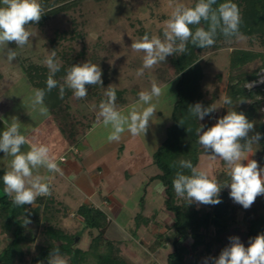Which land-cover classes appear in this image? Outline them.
Here are the masks:
<instances>
[{"label": "trees", "instance_id": "1", "mask_svg": "<svg viewBox=\"0 0 264 264\" xmlns=\"http://www.w3.org/2000/svg\"><path fill=\"white\" fill-rule=\"evenodd\" d=\"M196 2L197 0H194L191 6H194ZM223 2L224 0H217V4ZM232 2L236 3L240 9L242 35L251 39L257 38L259 44L264 47V0H232ZM40 3L43 5L45 14L37 23L38 25L44 24L60 12L68 11L76 2L40 0ZM199 26L207 28V24L203 21ZM192 27L194 31L197 26ZM57 32L59 38L68 33L66 27H62ZM224 41L228 40L218 34L213 47L220 48ZM187 47V53L170 55L168 66L157 68L158 80L163 82L170 75L177 74L175 80L177 97L172 110V124L167 127L165 139L152 154V164L158 171L144 184L145 189L150 181L158 180L164 186L165 209L173 214V223L169 226L172 237H169L166 232L156 233L153 243L147 247L138 242L140 233L129 235L122 240L111 237L106 233L110 218L103 210L89 203H82L76 210V214L82 218L84 224L80 234L64 226L63 220L68 215L69 208L53 193L50 196L38 197L36 204L33 205H14L11 198L4 192L2 176L7 170L0 169V264H48L49 254L57 248L66 257L68 264H161L152 256L150 248L168 244L172 245V249L167 254L165 264H187L189 255L196 254L199 247L195 241L190 245L184 242L188 235L202 237L204 247L199 255L204 256L212 253L213 246L219 242L223 233L239 220L244 223L249 239L264 233V200L259 199L260 196L249 209H244L231 199L230 188L224 187L219 195L221 203L204 205L205 207L200 208L195 202L189 203L186 198L178 197L174 192L172 181L176 172L181 171L178 162L189 160L198 167L200 156L205 153L198 143L196 128L203 125V130H207L214 126L210 119L211 114L205 116L203 120H198L188 111L189 107L196 103L208 107L213 104L214 99H205L201 89L203 68L195 60V54L203 49L193 46L190 42ZM69 63L70 61L66 63L68 66L62 64L60 71L56 73L54 78L58 81V85L61 83L59 77H65L67 69L72 66V63ZM254 63L258 65L251 68ZM263 69L264 51L232 49L225 93V97L231 98L232 104H223L220 114L222 118L228 111L234 110L237 113H244L246 118L254 124L249 137L256 133L260 134L259 141L253 144V147H258L261 161H264V81L260 87L247 88L246 85L255 81L259 71ZM24 73L35 88L46 89V80L49 75L47 66L31 62L24 67ZM98 86L92 87L96 89ZM67 94L65 92L61 99L58 86L51 92H46L44 102L64 135L75 143L78 136L83 134L91 124L84 125L80 120L84 117L80 118L69 113ZM116 94V105L119 108L126 99L121 91L116 90ZM97 120V116L92 119L93 122ZM243 142L242 140L241 143ZM221 164L226 166L222 160ZM173 165L176 166L173 167ZM182 171L188 174L187 169ZM214 176L221 186L230 182L227 170H221ZM25 218L30 221L27 225L24 224ZM154 218L153 216L145 217L139 213L134 224L135 231L146 228ZM83 231L88 233L87 247H81L79 241H76L77 236L81 239ZM129 257L138 261L132 262ZM196 262L195 259L192 264Z\"/></svg>", "mask_w": 264, "mask_h": 264}, {"label": "clouds", "instance_id": "2", "mask_svg": "<svg viewBox=\"0 0 264 264\" xmlns=\"http://www.w3.org/2000/svg\"><path fill=\"white\" fill-rule=\"evenodd\" d=\"M169 7L172 10L168 19L163 22V39L145 33L139 39L132 40L130 49L144 53L142 67L136 72L138 77L144 75L145 69L154 68L170 55L187 53L189 42L204 49L215 44L218 34L228 41L243 38L240 32V9L232 0H224L219 4L217 0H197L194 6L170 0ZM44 14L40 0H0V49L6 52L9 63L17 58L16 48H24L35 36L27 26L37 24ZM202 21L207 24V28L199 26ZM192 26H197L194 31ZM10 42L15 43V49L8 47ZM43 63L49 70L46 89H32L28 97V106L42 117L50 116L44 103L46 92L59 86V95L63 99L67 87L72 90L76 99H84L88 95L86 85L103 84L99 64L87 61L70 66L63 84L58 85L54 77L60 71L62 61L57 58L56 51H51ZM104 95L106 99L98 106L97 118L107 130L108 142H118L125 132L132 136L146 134L149 122L158 111L164 89L152 79L150 90L140 91L138 99L126 109L117 107L116 89L112 85L108 86ZM223 103L231 105L232 100L225 97ZM216 109L214 104L204 107L201 103H196L188 111L196 119L203 120ZM4 123L5 130L0 134V152L5 157H11L8 170L2 176L4 192L16 206L33 205L38 197L52 194L50 183L47 182L51 177L39 174L40 170L60 175L64 174L63 170L50 145L29 140L22 133L21 124L16 118ZM253 129L254 124L245 114L234 110L228 111L227 115L219 118L206 131H203V125L196 128L198 143L204 152H212V155H207L209 159L224 162L230 182L221 186L208 171L194 166L189 160H180L178 166L181 171L176 172L172 181L175 194L186 198L189 203L217 205L221 203V189L228 187L231 199L244 209H249L258 196L264 195V168L257 161L249 159L254 154L253 144H257L260 139L259 133L249 137V132ZM24 145H28L26 152L21 150ZM244 161L247 163H243ZM183 169H187L188 174ZM28 223L30 221L25 218L24 224ZM229 240L230 245L221 251L218 258H206L204 264H208L209 259L213 264H264V233L250 238L248 247L241 243L239 237H229ZM48 264H68V261L57 248L49 254Z\"/></svg>", "mask_w": 264, "mask_h": 264}, {"label": "rangeland", "instance_id": "3", "mask_svg": "<svg viewBox=\"0 0 264 264\" xmlns=\"http://www.w3.org/2000/svg\"><path fill=\"white\" fill-rule=\"evenodd\" d=\"M74 1L76 3L72 5L73 7L71 9L52 16L44 24L28 25V29L34 32L35 36L30 39L29 44L24 48H16L14 42L8 44L9 48H16L18 61L20 60L21 62H16L15 59L9 63L6 58V52L0 49V75L3 76L7 68L23 70L31 62L46 66L43 61L53 50L56 51L57 58L62 61V64L67 66L68 64L66 63L69 61L72 65L82 64L87 61L93 64H99L103 73L102 81L106 82H103L96 89L92 85H86L88 90L86 98L81 100L76 99L73 96L72 90L65 87V92L68 93L66 101H68L70 106V112H68L73 116L84 117V119L79 118L84 125L93 123L92 119L94 116H97L99 104L106 99L104 93L109 85H112L117 91H121L123 97L126 99V102L120 105L119 108H121L137 100L140 91L150 90L151 81L155 79L158 85L164 89V95L160 98L158 111L155 113V118L149 124L146 134L152 136L148 138V140L150 139L148 142L150 147L152 145L156 146L160 142L162 143L163 138L166 137V127L172 124L173 121L172 110L177 97L175 89L177 74L170 75L164 82L158 80L157 68H165L168 66L169 61L167 57L164 62L156 65L154 68L145 69L144 75L138 77L136 72L142 67L144 53L133 52L130 46L133 42L132 40L139 39L145 33H148L150 36L157 35L163 39V22L168 19L172 10L169 7L170 0H63L64 3ZM193 1L179 0L180 3L189 6H191ZM62 27H66L68 33L59 38L57 31L62 29ZM242 36V39L233 38L231 41H224L220 48H214L212 46L210 48H204L195 54V60L203 68V74L200 80L203 97L205 99H214L213 104L217 107L220 114L223 109V101L228 85L229 59L232 49L244 48L264 51V47L259 44L257 38L251 39L247 36ZM257 65V63H254L251 68ZM63 78L59 77L61 80L60 84H63ZM263 81L264 69L260 70L258 78L255 81L249 82L246 87H260ZM13 101L15 102L14 96L9 97L7 95L3 103L9 106V102L14 103ZM7 109L10 110L9 107ZM1 114H4V117L8 118L7 113L1 112ZM4 130L5 127L0 126V134ZM203 131H206V129ZM107 134V130L102 124H99L95 129H91V132L87 136L91 140L94 138L92 141L96 142L97 140L99 147L107 144L120 145L125 141L124 139L127 136H130V133L125 132L120 141L108 142L106 138ZM145 135L141 136L147 140V136L145 137ZM98 138H102L101 141ZM21 150L23 151V149ZM253 151L254 154H251L249 159L257 161L258 165L264 168V161L259 160L258 147L254 146ZM1 154L3 152H0V161L6 158L11 159V157H5V154ZM207 155H212V152L209 151L201 154L198 168L208 171L212 176L221 170L228 171L227 167L221 164V160H211ZM243 163L246 164L247 161ZM157 171V167L152 165L148 170L140 172L138 176H145L146 174H152ZM136 180L139 182L136 177L128 181L127 185L131 187L135 186ZM145 190L141 185L129 197L128 205L135 211L132 215L131 212L118 215L112 213L110 225L106 232L109 236L122 240L127 237L125 233L130 236L132 234H139L141 230L139 229L136 232L134 229V224L137 220L135 217L138 215L136 214L137 212L142 213L143 211L144 215L146 214L148 217L153 216L155 218L145 228L144 233L140 234L138 238L139 243L145 245V247L151 245L155 239V234L160 232H166L169 237H172V230L169 229V226L173 223V214L165 209L164 195L160 198L157 197L156 192L152 191L153 197H145ZM151 198L154 199L151 200ZM260 198L264 200V195H261ZM144 201L147 202L145 205L143 204ZM195 204L200 208L205 207L203 204L196 202ZM68 206L73 210L69 209V213L64 218L63 224L81 234L84 224L79 215L74 211L77 205L68 204ZM144 207L147 211L143 210ZM148 211L150 213L153 212V214H148ZM128 216H131L132 221L128 220ZM128 222L131 224L130 227ZM233 236L239 237L245 247L249 246L250 239L246 235L245 225L239 220L229 230L223 233L219 242L213 246L212 253L204 256L199 255L204 247L202 237L200 235L186 236L184 242L187 245L195 241L199 246L195 252L196 254L191 253L189 255L187 264H192L195 259L197 260L195 264H204L206 258H218L221 251L230 245L229 237ZM76 241H79L81 247H87L88 233L83 231L81 239L78 237ZM150 249L152 256L159 263L165 264L167 254L172 249V245L156 246ZM129 259L132 262L138 261L130 257ZM212 262L211 259L208 260V264Z\"/></svg>", "mask_w": 264, "mask_h": 264}, {"label": "crops", "instance_id": "4", "mask_svg": "<svg viewBox=\"0 0 264 264\" xmlns=\"http://www.w3.org/2000/svg\"><path fill=\"white\" fill-rule=\"evenodd\" d=\"M19 61L17 56L16 62ZM4 73L3 76L0 75V126L5 127V121L11 122L12 118H16L21 124L22 133L29 140L39 141L52 147L53 153L57 157V163L64 174L40 170L39 174L51 177L47 181L50 183L51 193L60 198L67 206L76 204L75 212L82 203H89L103 210L109 218L112 213L118 215L131 212L132 215L135 211L129 207L128 199L139 186L142 185L144 189V184L149 181L150 176L156 173L138 176L140 172L148 170L153 165L152 154L161 142L150 147L148 138L152 137L151 135L146 134V140L141 135L132 136L130 134L120 145L107 144L99 147L97 140L96 142L92 141L94 138L91 140L87 136L91 129L102 124L97 120L78 136L75 143H72L58 126L45 102L50 112L48 118L40 116L28 106L31 90L36 88L24 73V68L23 70L7 68ZM7 95L14 96L15 99L14 103L9 102V106L3 103ZM135 101L119 109H124ZM8 107L10 110L7 109ZM1 109L5 110L1 111ZM1 112L7 113L8 118H5ZM102 138H98V140L101 141ZM21 149L24 152L28 151V145L22 146ZM62 157H65V160H62ZM9 160L7 158L1 160L0 169L8 170ZM136 177L139 182L136 180L135 186L127 185L128 181ZM145 189V197H153L152 191L156 192L157 197L161 198L164 195V186L158 180L150 181ZM145 203L147 202L144 201L143 204L145 205ZM68 208L73 210L69 206ZM143 210L147 211L145 207ZM142 213L144 215L143 211ZM148 214H153V212L148 211ZM146 216L148 217V215ZM128 217V220L132 221L131 216ZM135 218L137 219V217ZM128 225L131 226L129 222ZM140 230L139 233L142 234L145 228ZM125 234L129 236V234Z\"/></svg>", "mask_w": 264, "mask_h": 264}, {"label": "built area", "instance_id": "5", "mask_svg": "<svg viewBox=\"0 0 264 264\" xmlns=\"http://www.w3.org/2000/svg\"><path fill=\"white\" fill-rule=\"evenodd\" d=\"M219 118H220V112L219 110L216 109L214 112L211 113L210 119L212 123L215 125ZM61 159L65 160V157H62Z\"/></svg>", "mask_w": 264, "mask_h": 264}, {"label": "water", "instance_id": "6", "mask_svg": "<svg viewBox=\"0 0 264 264\" xmlns=\"http://www.w3.org/2000/svg\"><path fill=\"white\" fill-rule=\"evenodd\" d=\"M78 237H76V239H77Z\"/></svg>", "mask_w": 264, "mask_h": 264}]
</instances>
